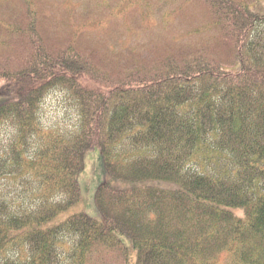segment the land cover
Returning a JSON list of instances; mask_svg holds the SVG:
<instances>
[{
    "label": "trees",
    "instance_id": "obj_1",
    "mask_svg": "<svg viewBox=\"0 0 264 264\" xmlns=\"http://www.w3.org/2000/svg\"><path fill=\"white\" fill-rule=\"evenodd\" d=\"M142 1L124 0L125 18ZM249 1L164 0L205 11L218 41L100 60L84 26L55 40L39 0H0V80L14 87L0 104V264H128L122 237L134 264H264V15ZM96 150L100 220H58Z\"/></svg>",
    "mask_w": 264,
    "mask_h": 264
},
{
    "label": "rangeland",
    "instance_id": "obj_2",
    "mask_svg": "<svg viewBox=\"0 0 264 264\" xmlns=\"http://www.w3.org/2000/svg\"><path fill=\"white\" fill-rule=\"evenodd\" d=\"M79 1L39 0L41 2L39 13L44 26L51 31L55 40L63 41L73 28L84 26L81 31L83 39L79 43L81 49L91 52L87 53L89 58L94 55L97 59L104 60L124 47L143 46L148 41L165 48L175 41L178 44L189 46L208 42L216 43L220 37L205 29L208 26V17L205 11L199 8L186 6L179 10L177 8L174 13V6L164 0H143L138 9H136V4L132 5L131 12L135 15L125 18L128 11H125V4L122 5L124 0H85L88 5L85 13L80 11L83 6H78ZM67 5H72L76 9L72 16L68 14ZM247 7L255 11L257 15H264V0H250ZM89 22L98 24V26L87 27ZM262 25L264 28L263 23ZM131 29H133L132 32L129 31ZM13 88L12 84L0 80V104L7 100ZM50 104V108L59 110V104L56 108L53 102ZM58 120L59 117H57ZM77 180L80 201L60 215L58 220L78 213H84L95 220H100L101 216L94 202V196L97 188L106 181V171L102 157L97 150L86 154L84 169L78 175ZM164 185L155 183L158 187H174L172 184ZM122 242L132 252L128 264H134L135 253L130 248V240L122 237ZM222 256L215 264H229L227 257Z\"/></svg>",
    "mask_w": 264,
    "mask_h": 264
},
{
    "label": "bare ground",
    "instance_id": "obj_3",
    "mask_svg": "<svg viewBox=\"0 0 264 264\" xmlns=\"http://www.w3.org/2000/svg\"><path fill=\"white\" fill-rule=\"evenodd\" d=\"M241 258H248V259L252 258L253 259V253H252L251 248L249 247H247L246 249L242 248L241 251L237 253L235 260L242 261L243 259Z\"/></svg>",
    "mask_w": 264,
    "mask_h": 264
}]
</instances>
